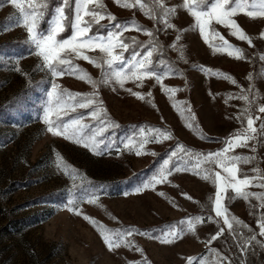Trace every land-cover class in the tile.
Segmentation results:
<instances>
[{
  "label": "rangeland",
  "instance_id": "rangeland-1",
  "mask_svg": "<svg viewBox=\"0 0 264 264\" xmlns=\"http://www.w3.org/2000/svg\"><path fill=\"white\" fill-rule=\"evenodd\" d=\"M103 2L117 22L134 19L156 32L164 48L163 59L174 70L173 74L164 77L162 84L180 91L169 99V94L162 91L154 78L145 79L142 87L129 81L124 89L118 85H101L94 90L77 76L58 77L56 83L62 89L81 94L98 93L101 106L111 120L120 125L110 129L107 135L119 144L121 151L117 153L113 149L95 155L80 144L54 137L46 131L42 120L50 77L35 70L38 58L29 54L24 43L26 30L20 26L10 27L14 21L9 18L16 16L17 10L10 3H0V264H134L141 259L140 253L124 247L109 251L96 228L85 221L83 215H89L107 228L131 227L138 232L150 231L153 235L162 227L189 217L212 216L215 220L209 200L214 197L215 187L192 171H174L154 190L150 188L137 193L135 188L158 171L177 144L204 154L224 147L221 141L240 127L235 117L244 107L243 101L228 99V94L238 95L241 89L247 90L253 85V93L258 94V99L252 115L260 118L254 126L259 129L264 121V113L258 111V107L264 105V78L259 75L264 73V61L259 59L264 55V38L259 35L264 31V18L253 20L243 14L235 18L252 39V45L232 37L223 26H216L229 43L244 49L247 59L237 60L228 56L227 50L214 54L198 31L191 30L194 20L184 9L178 8L172 18L174 27L163 30L162 24H156L139 8L126 9L114 0ZM166 3L177 6L181 0H166ZM101 23L108 24L109 21L105 19ZM157 29L161 31L157 32ZM177 34L181 35L179 41H176ZM132 37L141 42L149 40L143 32L129 30L123 33L126 42ZM172 44L178 49L182 46L183 59L180 58L181 51L174 50ZM153 58L158 59L155 54ZM75 63L93 79H101L100 69L83 60ZM209 69L211 73L231 76L237 83L209 74L205 71ZM250 74L254 77L251 81L248 79ZM128 88L140 92L145 99L132 96L125 90ZM149 92L151 97L147 95ZM177 102L184 103L179 105ZM189 106L195 117L191 129L186 126L189 114L184 112L182 117L178 111V108ZM88 111L77 109L71 116L84 114L86 118L82 122L94 124L87 117ZM133 126L137 131L143 126L148 136L152 135L150 128H161L170 132L172 139L145 145L144 153L155 152L156 155L137 156L135 150H123V144L119 143L134 131ZM252 143L255 142L250 145ZM233 154L256 156L253 164L241 165L250 176L255 175L251 171L255 166L264 170V143H256L255 153L249 147L238 148ZM58 155L93 184L103 186L97 190L100 199L96 205L86 202L80 205V216L63 207L69 197L66 189L73 181L57 168ZM76 183L79 184V180ZM248 190L264 192L256 186ZM259 204L260 201L254 198L226 200L230 214L256 232H259L258 217L264 213ZM220 228H224L223 234L209 243ZM243 231L248 234L247 229ZM130 239L144 250L151 264H187L190 257L202 258L199 264H214L213 249L233 264H239L241 256L236 247L238 241L229 234L222 221L217 224L205 220L196 226L195 233H186L169 245L138 234ZM258 239L264 240V237L258 236ZM246 260L247 264H264V250L256 247L255 254L249 252Z\"/></svg>",
  "mask_w": 264,
  "mask_h": 264
},
{
  "label": "snow or ice",
  "instance_id": "snow-or-ice-1",
  "mask_svg": "<svg viewBox=\"0 0 264 264\" xmlns=\"http://www.w3.org/2000/svg\"><path fill=\"white\" fill-rule=\"evenodd\" d=\"M114 2L123 8H139L143 14L156 24H162L163 30L174 27L171 20L175 16L177 9H184L193 18L194 23L190 26L191 30L198 31L213 51V53H222L227 50V55L237 60L247 59L243 48L236 47L229 43L223 35L217 30L216 26H223L228 29L232 37L239 41H246L252 45L253 41L245 30L237 23L235 19L243 14L253 20L264 18V0H181L177 6H168L166 0H114ZM0 3H10L17 10V15L10 17L14 23L10 27L20 26L26 30V39L24 43L29 48V54L38 58L35 66L36 71H43L50 77V90H46V100L42 106V120L46 125V131L54 137H63L73 143L80 144L95 155H102L105 152H111L113 149L119 153L121 148L119 144L107 133L110 129L119 128L120 125L111 120L106 109L98 101V93L70 92L62 89L56 83V78L65 75H74L78 79L85 80L94 90L101 85H118L124 89L129 81L136 83L137 87H142L145 79H155L160 84L162 91L169 94L172 99L175 92L179 89L167 88L162 84L166 75L173 74V69L168 61L163 59L164 48L159 43L156 32L139 25L134 19L131 21L117 22V18L108 12L103 0H0ZM107 19L108 24L101 23ZM134 30L143 32L149 37L147 42H141L135 37L129 41L123 38L125 31ZM185 29L184 31H187ZM161 29H157V32ZM65 33H69L65 35ZM260 37L264 38V31L260 32ZM181 39V35H176V41ZM219 41V43H217ZM174 50L181 51L180 58L183 59L182 46L178 49L176 44H172ZM88 53H98L96 56ZM125 53L128 55L126 56ZM154 54L158 59L154 60ZM264 61V55L259 57ZM76 60H83L101 70V79H93L83 68L75 63ZM164 69V71H160ZM19 71V69H17ZM209 74L222 76L223 79L237 82L228 75L222 73H211V70H205ZM27 75V74H25ZM264 78V73L259 74ZM250 74L248 79L253 80ZM253 85L247 90L241 89L240 94L233 96L228 94V99H238L244 102V107L240 110L235 119L240 127L229 137L221 141L224 145L220 150L207 154L195 152L186 148L183 144H177L166 159L163 160L161 167L156 173L142 180L135 188L139 193L145 189H155V186L167 181L168 176L180 171H192L201 179L210 182L215 187L214 197H209L211 202V211L215 213V220L212 216L207 218L202 216L189 217L176 224L167 225L158 230V234L153 235L150 231H139L135 228L111 229L98 223L89 215H83V219L92 224L100 234L103 243L109 251H114L121 247L134 249L140 253L141 259L134 264H151L144 254V250L136 246L130 239L134 234L157 240L159 243L169 245L174 243L186 233H195L196 226L203 223L221 221L226 226L229 234L238 243L236 247L241 256L239 264H247V254H255V248L264 250V240L258 239L264 237V213L258 217L259 232L254 231L243 221L231 215L226 206L227 201L243 199L249 201L254 198L260 201L259 207L264 208V192H251L248 189L256 186L264 189V170L258 166L252 168L255 175H249L243 171L241 165L253 164L256 161L255 155L233 154L238 148H249L253 153L256 152V143H264V121L260 123L259 129L254 126L255 121L260 119L253 117L252 108L256 104L258 94L253 93ZM113 90H115L113 88ZM132 96L139 100H144L145 96L140 92H134L131 88L125 89ZM151 97L152 93H147ZM227 103V100L225 101ZM184 102H177L183 105ZM174 104V107H177ZM155 106V105H153ZM77 109H88L87 117H90L95 123L85 124L82 121L86 118L84 114L71 116ZM183 117L187 112L186 126L193 128L195 117L191 113L190 106L186 109L178 108ZM260 113H264V105L258 107ZM119 143L123 144V150L129 152L135 150V154L156 155L155 152L144 153L142 150L150 142L161 143L163 140L172 139V134L161 128H150L152 133L148 136L144 127H139ZM204 138V137H202ZM250 142H255L250 145ZM172 164L173 167L168 166ZM207 165V167H205ZM57 168L63 175L73 181L71 187L66 189L69 197L63 205L67 211L77 216L82 215L80 205L84 202L90 205H96L99 201L97 190L103 186H97L88 180L82 173L65 163L64 159L57 156ZM218 169V170H217ZM79 180V184L76 181ZM161 196L164 193H159ZM127 195V193H125ZM191 199V197H188ZM243 229L248 230L246 234ZM224 228L211 237V241L217 240L222 235ZM214 264H233L228 258L221 256L215 249ZM202 258H188L187 264H199ZM132 264V262H130Z\"/></svg>",
  "mask_w": 264,
  "mask_h": 264
},
{
  "label": "built area",
  "instance_id": "built-area-1",
  "mask_svg": "<svg viewBox=\"0 0 264 264\" xmlns=\"http://www.w3.org/2000/svg\"><path fill=\"white\" fill-rule=\"evenodd\" d=\"M222 264H227V262L225 261V262H222Z\"/></svg>",
  "mask_w": 264,
  "mask_h": 264
}]
</instances>
